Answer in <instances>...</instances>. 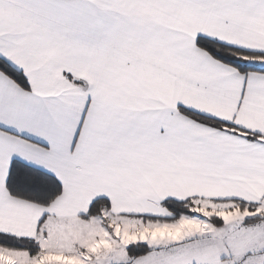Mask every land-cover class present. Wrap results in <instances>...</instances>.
Segmentation results:
<instances>
[{"label":"snow or ice","instance_id":"obj_1","mask_svg":"<svg viewBox=\"0 0 264 264\" xmlns=\"http://www.w3.org/2000/svg\"><path fill=\"white\" fill-rule=\"evenodd\" d=\"M0 264H264V0H0Z\"/></svg>","mask_w":264,"mask_h":264}]
</instances>
